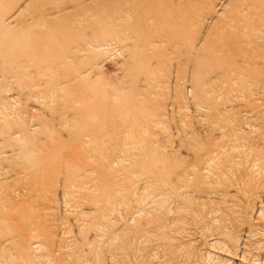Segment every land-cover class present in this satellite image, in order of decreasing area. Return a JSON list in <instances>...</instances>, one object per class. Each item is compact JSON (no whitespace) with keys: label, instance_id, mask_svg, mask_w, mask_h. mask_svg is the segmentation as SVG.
Instances as JSON below:
<instances>
[{"label":"rangeland","instance_id":"obj_1","mask_svg":"<svg viewBox=\"0 0 264 264\" xmlns=\"http://www.w3.org/2000/svg\"><path fill=\"white\" fill-rule=\"evenodd\" d=\"M55 1L62 2L65 0H54L48 3L43 10L46 11L48 8L57 6ZM221 1H225L226 5L228 4L225 9L227 18H233L232 15L237 13L238 9L242 7L246 9L253 4V0ZM104 5H101L92 14V17L87 19L84 25L82 23L79 28L78 40L75 42L68 41L66 46L62 44L60 45L61 47L54 45L65 49L66 52L77 51V62L69 64L66 68L68 72L65 69L59 70L56 73L59 78L56 77L53 80L48 75L46 77L43 76V72H39V69H45L48 65L46 62L38 61L40 57L46 55V50L50 48L48 44L51 40L48 39H44L45 42L42 45L35 44L30 47L33 52L30 54L27 63H24L26 66L24 75L5 79L4 72L0 70V218L4 220L0 228V257L2 256L1 254H4V257L13 256L14 259L16 258V264L152 263L153 256L150 254L152 253L151 243L145 250L146 252L142 248L143 245H141L142 233L147 226H143V216L140 213L139 205L144 194L143 185L151 180L149 175L142 173L141 167L146 161H150L146 156L163 154L171 159L172 163L176 160L181 163V165L177 164V166L181 167L174 168V174H176L175 171H180L186 166H193V162L197 166V176L190 180L188 188L184 191L190 195L192 202H188V200L183 198L185 201L180 199L173 207L175 209L179 206L186 214H189L187 215L190 217L187 218L188 225L186 228L191 229L190 226H193V229L195 227L196 231L193 229L195 232H192L200 238L198 239L195 235L196 238L193 239L195 236L191 235L192 233L189 230L187 231L188 234L185 233L181 238H176V240L170 239L173 234L168 233L167 239L170 242V247L167 248V251L163 250L160 252V263L167 258L166 261L168 259L171 260L169 264H175V261L177 264L179 257L190 251L195 255L205 253L204 255L208 254L207 256L209 257L213 256V258H218V260L222 259L221 262L224 261L225 264L228 260L230 261L227 264H251L252 261V264H264V214L261 217L257 215L259 214L258 212L260 214L264 213V152L261 153L264 151V117H261L264 116V109H261L264 108L262 107V104H264V92L260 89L264 87V75L263 73L257 74L256 69L252 68V64L247 66V63H252V54L254 55L255 53L247 41L248 38L246 39L243 36L246 32H236L234 37L238 36L235 37L237 46H233V49L237 53V60L244 61L243 63L239 62V64L243 65L244 68H249L250 72L254 74L255 84L258 82V87H255V89H257L259 96L254 97L252 95L251 100L238 102V97L236 98L233 95L235 94L234 86L230 92L231 94L228 93V87L226 86L220 92L218 89L214 96L216 98L215 101L218 100V103L220 101L219 104L226 102V107L220 108L225 112L222 124L223 118H221L222 120L219 119V122L215 120V111L205 110L208 112H202V115L207 117L195 114L194 111L190 112L188 107L192 106L193 99L191 100V98H193V92H191L192 88L189 87H192L194 82H192V69L189 63H186L184 57L186 48L183 47L182 50L176 49L166 43L169 36L160 34V27L153 20V17L157 16V12L151 11L149 14L152 21H148L150 30L146 32V38L151 40L153 37L162 35V41L165 44L162 46L161 52L154 56L141 53V56L145 57L141 60L138 53L133 52L136 55V59L133 56L130 57V53L125 49L126 43L119 36V29L122 27L125 16L126 2L124 0H115L112 5L114 7L107 5V9L103 7ZM36 12L38 11L32 9L24 12L19 23L22 25L27 22L40 21L41 19ZM174 18L172 20H176ZM143 20L142 18L138 19V14H136L134 23L138 26H143L145 24ZM97 23L101 25L98 30L99 34H106V39L98 40L96 38L95 27ZM135 36L137 37V35ZM227 37L225 35L223 39L227 40ZM35 40L33 39V41ZM55 42H60V40H55ZM91 44H110L112 47L106 50L107 54L102 52L91 57L85 51L86 46ZM36 49L41 53L39 58ZM229 49V47H225L224 51H229ZM63 52L65 51L63 50ZM262 55L264 56V52H262ZM256 61L259 62L258 59ZM262 61L264 62V59ZM73 74L76 75H74L75 77L79 75L80 78H86L88 81L86 87L88 89L84 91L85 96H87V93H91L93 96L98 97L100 102H105L106 98L108 100L110 98L108 103L99 105L94 112L110 113L112 115L116 113V121L119 125H123V127L116 125L122 127L120 129L115 127L109 129L110 133L98 139L94 144L97 147H103L107 144L109 147H116L118 151L120 149L122 153H125V164L129 171L118 172L114 175L116 180L114 188H105L98 181L102 176H106L104 174L107 173L105 166L96 164L98 171L103 173L101 176L92 175L91 173H87L88 177L86 174L82 176L77 171V168H81L84 164L86 158L78 156L79 149L76 136L78 132L81 134L90 127L89 125L87 127V124L74 122L75 118L77 119L78 117L75 107L79 108L84 102L80 100L81 102H77V105H74L72 97L69 100L68 98L59 99L50 95L52 81L63 84V86L68 85L66 82L71 81V76L73 79L75 78ZM65 75L66 77H64ZM47 78L52 80L48 81L49 84L45 83ZM183 81L184 84L182 83ZM39 83L41 84L40 88H33V85ZM69 84L73 85L72 82ZM245 93L249 95L247 91ZM235 99L237 100L235 101ZM254 99L256 101L252 102ZM257 99H260L261 102H258ZM240 104L243 107L239 106ZM53 108H55V111L52 110ZM256 109H260L263 113L259 111L260 113L257 114L258 111ZM241 114L243 115L242 118ZM3 116L5 117L3 118ZM236 116L237 118H235ZM252 117H256L255 120ZM202 118L206 121L202 120ZM199 119L200 121L198 122ZM256 119L259 123H257ZM195 120L196 122H194ZM214 120L216 123L213 122ZM64 122L66 124H63ZM247 123L249 125H246ZM46 124L50 125L53 131L52 135L46 133L44 127ZM228 126H230L229 129H227ZM240 126L246 128L247 126L248 128L249 126H254L256 127L255 133L261 135H255L254 133L255 136L245 140V135L249 132V129L240 130ZM222 129H224V133ZM213 131L214 133H212ZM26 132H28V137L33 139V141L26 140ZM117 135H121L120 138H123V141H119V139L117 141ZM212 144L215 146H210ZM220 145L221 147L224 146V149H221ZM204 148L213 150L210 155L211 159H207V156L203 154ZM249 151H251L250 157H259L258 160H260L259 163L261 164L259 172H248L251 169V164L247 162L245 153ZM28 154L31 155L30 158L24 156ZM201 157L202 159H200ZM206 160H211L209 166H206ZM222 172L225 175L221 174ZM71 178L75 180L69 183ZM126 180L131 181L125 182ZM238 184L239 186H237ZM252 184L254 185L252 186ZM251 189L255 190L252 192ZM237 190L238 192H236ZM256 191H259V193ZM261 191L263 192L261 193ZM206 192L218 193L217 195L220 196L217 197L215 195L212 198L211 194L208 195ZM252 193L257 196H251L250 194ZM243 194L244 196H242ZM125 196H127L125 202H119L123 201ZM243 197L246 199H243ZM246 200L247 202H245ZM185 203L188 204L186 205ZM243 204L245 207H242ZM201 205L206 207V209L204 208L205 211L201 208ZM191 206L192 208H190ZM247 206H249V209ZM191 210L195 213L191 212ZM202 210L204 211L203 214L201 213ZM196 211L198 214H196ZM215 212H218L217 215ZM244 212L246 213V218H242L245 215ZM208 213L211 215H208ZM172 214L174 216L177 215L176 212ZM183 214L186 215L184 212ZM183 214H180V216H183ZM193 214L197 215H195V219ZM256 216L259 218L256 219ZM247 217L249 218L247 219ZM260 218H263V221ZM148 219L152 220V216L148 217ZM190 220H192V225ZM201 222L203 223L201 224ZM202 225L203 227H200ZM204 225L207 227V231L204 229ZM208 230L211 232L210 238L214 236L216 238L209 240ZM198 231H200L199 235ZM138 232L141 235L137 234ZM203 235L207 236L204 238ZM190 236L192 237V242ZM180 239L182 242L184 241L183 244L186 242L184 246L191 242L190 246L189 244L186 246V248H189L186 249L184 247L186 251L184 248L175 251L176 246L182 243L178 241ZM172 240L176 243L171 242ZM220 241L222 242L220 243ZM211 242L214 245H211ZM220 244L223 248L225 246L224 250L225 252L227 250V253L224 252L223 248L219 247ZM259 245L260 247L258 248ZM27 247L29 248L27 249ZM209 247L215 248V253L213 249L212 251L211 249L209 250ZM217 247L223 250L225 254ZM148 248L151 250L149 249L150 251L147 252ZM231 248H234V250ZM196 249V252H200L196 253ZM170 251H175L174 254L176 252L178 254L175 257H171ZM25 252L26 254H24ZM212 252L213 254H210ZM232 252H236V254H232ZM143 253L148 259L151 258V260L149 259L150 262L147 259L143 260ZM217 254L220 256L218 255L219 257H217ZM221 255L223 256L221 257ZM235 255L237 256L235 257ZM242 257L244 258L242 259ZM244 259H246L245 263H243ZM0 261L1 264H10L7 261L5 263L3 259H0ZM179 261H181V258Z\"/></svg>","mask_w":264,"mask_h":264},{"label":"bare ground","instance_id":"obj_2","mask_svg":"<svg viewBox=\"0 0 264 264\" xmlns=\"http://www.w3.org/2000/svg\"><path fill=\"white\" fill-rule=\"evenodd\" d=\"M52 1H54V0H24V1L23 0H0V70L4 72L3 75H4L5 79L6 78L10 79V77H14V76L17 77L20 75H24L25 70H26V66L24 65V63L25 62L27 63V61L29 60L30 54L33 52L30 50V47H32L35 44L42 45L45 42L44 39L51 40V42L48 44V45H50V48L48 50H46V55H44V57H40L41 60L39 59L38 61L46 62L48 65L46 66L45 69H39V72H43L44 73L43 76L46 77L48 75V77L53 78V80L56 77L59 78V76L56 75V73L59 70H63V69L66 70V68L69 66L70 63H75V61L77 62V60H76L77 51H71V52L67 51L66 52L65 49L60 48L61 47L60 45L62 44V45L66 46L68 41L75 42L76 40H78L79 39V31H80L79 28H80V26H82V23L84 25L85 22L87 21V19L92 17V14H94L99 9V7L101 5L106 4L103 7H105L107 9V7H108L107 5L112 6L115 2V0H65L62 2L55 1V3H57V6L48 8L46 11H44L43 8L48 3L52 2ZM124 1L126 2L125 16L123 18L122 27L119 29V32H120L119 36L122 37L123 42L126 43L125 49L128 51V53H130V57L133 56V58H135L136 55L134 53H138L139 58L141 60H143L145 57L141 56V53H147L150 56L151 55L154 56L155 54L161 52L162 46L165 44V42L162 41V39H163L162 35H164V34L169 36L168 37L169 42L166 41V43H168L169 46H174L176 49H181V50L183 49V47L186 48L185 53H184V57H185L186 63H189V66L192 69V82H194L193 83L194 85L192 87H189V88H192V90H193V91L191 90V92H193V98H191V100L193 99V103H192V106L188 107L190 109V112L194 111L195 114L202 115L203 114L202 112H204L205 110L215 111V114H214L216 116L215 120H218V122H219V119L223 118V121H222V124H223L225 112H223V110L220 108L226 107V102L219 104L220 101H219V103L217 102L218 100L215 101L216 98H214V96L216 95V92L218 89L220 92L226 86V87H228V93L231 94L230 92L234 86L235 94H233V93L232 94L235 95L236 98L238 97L237 98L238 102H242L245 100L247 101L248 99L251 100L252 95L254 97L259 96L257 89H255V87H258V82L255 84L254 74L252 72H250L249 68H246V67L244 68L243 65L239 64V62L243 63L244 61H242V60L238 61L237 60L238 59L237 53H235L233 46H237L235 37H238V36L234 37L236 32L237 31H239L240 33L246 32V34H244L243 36L246 37V39L248 38L247 41L252 46L251 47L252 51L255 53L254 55L252 54V63H247V66H248V64H252V68L256 69L257 74L263 73V75H264V68H263L264 62L262 61V59H264V56L262 55V52H264V0H253L252 6L247 7L246 9L243 7L240 9L237 8L238 12L235 13L234 15H232L233 18H227V13L225 12V9H226L228 4L226 5V3H224L225 1L223 2L221 0H124ZM231 3H233V2H231ZM205 6H206V8H205ZM15 7L17 9L14 10L13 8H15ZM112 7H114V6H112ZM31 9L38 11L36 13H38L41 20L39 19L40 21H37V22H35V21L27 22V23H24L21 25V23H19V21L21 20L22 14L28 10H31ZM207 10H209V12L206 13ZM151 11L157 12V16L153 17V20L156 22L157 26L160 27L159 33L162 35L157 36V37H153L150 40V39L146 38V32H148L150 30V28H149L150 25H149L148 21L151 20V17L149 16ZM136 14H138V19H140V18L144 19L143 22H145V24L143 26H141V25L138 26L134 23V19H135ZM174 17H176V18H174ZM172 18H174L176 20H172ZM19 25H21V26H19ZM100 26L101 25H99L97 23V25L95 27V36L98 40H103V39H106V34H99L98 30H99ZM237 28H239V29L237 30ZM186 34H188V36H186ZM135 35H137V37ZM225 35L228 36L227 40L223 39V38H225ZM32 38L34 40L35 39L38 40L39 42L36 40L33 41ZM156 38H158V39L154 40ZM58 39L60 40V42H55V40H58ZM55 44H56V46H60V47L54 46ZM111 47H112V45H110V44H91V45L86 46L85 51L91 57H93L94 54L98 55L102 52H104V54H107L106 50H109ZM225 47H229L230 48L229 51H224ZM37 49H36V52H38V58H39V55L41 53H39V51H37ZM63 50L65 52H63ZM256 59H258L259 62H257ZM70 69H71V67H70ZM70 69H68V70H70ZM47 71H48V74H47ZM66 71H65V73H66ZM74 75L75 74H73V76ZM45 77H43V78H45ZM64 77H66V75ZM50 78L45 79L46 84H49L48 81H52V80H50ZM72 79L73 78L71 76L70 82L73 83L72 86L69 84L70 82H66V84H68V85L63 86V84L52 81V84L50 85V95L52 97H57L59 99L68 98L69 100H71L70 97H72L74 100V105H77V102H81L80 100H83V102H84V104H82L79 108L75 107V110L78 112V114H77L78 117H77V119L75 118L74 122H78L79 124H85V125L87 124V127H88V125L90 127L87 128L84 126L85 128H87V130H85L81 134L78 132V134L76 136V141L78 142L77 146L79 149L78 156L81 158H83V157L86 158L84 164L81 166V168L80 167L77 168V171H79V173L82 174V176L85 174L87 176V173H91L92 175L96 174L98 176L99 175L101 176V175H103V173L101 171L100 172L98 171L96 164L101 165V166H105L107 169L106 170L107 173H104V174L106 176H102V178L98 179V181H100L105 186V188H114L116 185V180L114 178V175H116V173H118V172L129 171V169L127 168V166L125 164V157H126L125 153H122L120 149L118 151V149L116 147H109L107 144L103 147H97L94 144L98 139H100L104 136H107L110 133L109 129H112L113 127L120 129L123 127V125H119V123L116 121L117 120V118H116L117 114L116 113H115L116 115L115 114L112 115L110 113L94 112V110H96V108L99 105H101L103 103H108L110 98H109V100H108V98H106L104 100L105 102H100L98 97L93 96L91 93H87V96H85L84 91L86 89H88V88H86L88 85V83H87L88 81L86 80V78L85 79L80 78L78 75V77H75L73 80ZM39 82H41V81H39ZM182 83L184 84V81ZM263 83H264V79H263ZM74 84H75V86H74ZM190 85H191V83H190ZM40 86H41L40 83L35 84V85H33V88H38V87L40 88ZM179 87L181 88V86H179ZM238 87H239V90H238ZM246 87H248V88H246ZM260 89L264 92V87H262ZM260 89H259V91H260ZM237 91H239V92H237ZM246 91L248 92L249 95H246V93H245ZM36 92H38V91H36ZM39 93H41V92H39ZM221 93H219V94H221ZM32 95H34V94H32ZM35 97H36V95H35ZM263 98H264V96H263ZM237 99H235V101ZM230 101H231V99H230ZM255 101H256V99H254L252 102H255ZM257 101L261 102L260 99H257ZM262 105H263L262 107H264V104H262ZM239 106H242V105L240 104ZM261 109H264V108H261ZM52 110L55 111V108H53ZM256 110L258 111L257 114H259L260 113L259 111H261L260 109L259 110L256 109ZM113 111L117 112L116 110H113ZM187 111H189V110H187ZM208 111H205V112H208ZM254 111H255V109H254ZM236 112H237V110H236ZM261 112L263 113V111H261ZM250 113H253V112H250ZM104 114H106V115H104ZM233 114H235V113H233ZM261 114H260V116H261ZM192 116H193V114H192ZM192 116H191V118H192ZM205 116L202 115V117H205ZM231 116H233V115H231ZM237 116H238V112H237ZM237 116L235 118H237ZM242 116L243 115L241 114V118H242ZM4 117L5 116H3V118ZM261 117H264V116H261ZM37 118H39V117H37ZM252 118H254V117H252ZM255 118H254V120H255ZM69 119H70V117H69ZM196 119H198V117H196ZM259 119H262V118H259ZM202 120L206 121L203 118H202ZM215 120L213 122H215ZM238 120H239V118H238ZM199 121H200V119L198 120V122ZM248 121H251V120H248ZM44 122H46V121L44 120ZM194 122H196V120ZM41 123H43V122H41ZM249 123H251V122H249ZM257 123H259L258 120H257ZM260 123H262V122H260ZM63 124H66V122H64ZM116 125H119L122 127H118ZM235 125H236V123H235ZM246 125H249V124L247 123ZM220 126H221V124H220ZM44 127H45L46 133L52 135L53 131H52L50 125L46 124ZM229 127L230 126H228L227 129H229ZM240 127H241L240 130L249 129V132L245 135V138H244L245 140H248L249 137H253L257 134V133H255L256 127H254V126H249V128H248V126H247V128L243 127V126H240ZM200 128H199V130H200ZM202 128H203V126H202ZM222 128H223V126H222ZM222 131L224 133V129H222ZM212 133H214V131ZM254 133H255V135H254ZM225 134H226V132H225ZM257 135H261V134H257ZM113 136H114V134H113ZM120 137H121V135H117V137H116L117 141H118V139H119V141L120 140L123 141V138H120ZM25 138L27 141H33V139H30L28 137V132H26ZM220 139H221V137H220ZM258 139H259V137H258ZM212 140H214V139H212ZM227 140H228V138H227ZM203 141H205V140H203ZM215 144H216V142H215ZM217 144H220V143H217ZM248 144H250V143H248ZM210 146L213 147L215 145L212 144ZM220 148L224 149V146L221 147V145H220ZM207 149L204 148L203 154L207 156V159H211L210 155H211V153H213V150L211 148H207ZM250 152L251 151H249L248 153H245L247 155L246 156L247 162L251 164V169L248 172L249 173L255 172V171L259 172V169L261 166V164L259 163L260 160H258L259 157H257V156L256 157H250ZM263 152L264 151H262L261 153H263ZM259 154H260V152H259ZM24 156L26 158L31 157V155H29V154L24 155ZM146 158H148L150 161H146V163H144L142 165V167H141L142 173L149 175L151 180L145 182V184L143 185L144 194L141 198L142 201L139 205L140 206V213L143 216V221H142L143 226H145V225L147 226L145 229L142 228L144 230L142 233V244L141 245H143L142 248H144V251H145L147 249V247H149L148 245H150V243H151L152 250L150 248H148V250H147V252L150 250L152 251V253H150V254L153 256L152 257L153 261L150 264H169V263H171L170 259H168V261H166L167 258L165 257L166 260L164 259L165 261L163 260V262L161 260L162 263H160V259H159L160 252H162L163 250L167 251V248L170 247V242H168V239H167L168 235L173 234L170 239L176 240V238H178V239L181 238V236L183 234H185V233L188 234L187 231L189 230L192 233V234L190 233L191 235L197 236V234L194 235V232L196 231L195 227L193 228L195 231L192 229L193 226L189 225L192 230L190 228L189 229L186 228L188 225L187 224L188 223L187 218L190 217L187 215H189V214H186V212L184 210H182V208L179 206L175 209L173 207L174 205L177 204V202L180 199H183V198L185 200H188V202H192L191 197H189L190 195L184 191H186L185 189L188 188V184H189L190 180L194 179L197 176V169H196L197 166L194 165V162H193L192 163L193 166H186L183 169H181L180 171H175L176 174H174V172H173L174 168L175 167H178V168L181 167V166H177V164L181 165V163L178 160H176L175 162L172 163L171 159L165 157V155H163V154L149 155V156H146ZM200 159H202V157ZM205 162H206V166H209L211 163V160H206ZM226 173H228V172L226 171ZM262 173H263V170H262ZM221 174L225 175L224 172H222ZM226 175H228V174H226ZM256 175H258V174H256ZM104 177H106V178H104ZM256 177H255V180H256ZM258 178H261V177H258ZM69 180H70L69 183H71V182H74L75 179L71 178ZM130 181L131 180H126L125 182H130ZM253 181H254V179H253ZM247 182H246V184L249 185L250 181H249V183H247ZM238 183H240V182H238ZM256 183H257V181H256ZM256 183H255V185H257ZM253 185L254 184H252V186ZM237 186H239V184ZM257 188H258V186H257ZM237 189H238V187H237ZM111 190H113V189H111ZM245 190H247V189H245ZM251 190L253 192L255 189L254 190L251 189ZM257 190H259V189H257ZM260 190H262V189H260ZM210 191H213V190H210ZM182 192H184V193H182ZM236 192H238V190ZM256 192L259 193V191H256ZM262 192L263 191H261V193ZM206 194H208V195L211 194V197L213 198V196L217 195L218 193L206 192ZM250 195L252 196V195H256V194L252 193ZM218 196H220V195H217V197ZM242 196H244V194ZM246 196H248V195H246ZM188 198H190V199H188ZM244 198L245 197H243V199ZM123 199H124L123 201L121 200L119 202H122V203L125 202V200L127 199V196L123 197ZM247 200L245 202H247ZM237 201H238V199H237ZM258 202H260V201H258ZM248 204H249V202H248ZM180 206H182V205L180 204ZM205 206H206V204H205ZM194 207H195V205H194ZM242 207H245V205L243 204ZM250 207L252 208V206H250ZM190 208H192V206ZM201 208H203L204 211L206 209V207H203V206ZM247 208L249 209V206H247ZM253 208H255V207H253ZM193 210H191V212ZM209 210H210V208H209ZM239 210H241V209H239ZM202 211H201V213L203 214L204 211L203 212ZM173 212H176L177 215L174 216L172 214ZM183 212L186 215H184ZM249 212H250V210H249ZM193 213H195V212L193 211ZM209 213H208V215H211ZM217 213H216V215H217ZM241 213H242V211H241ZM258 213L260 214V212H258ZM180 214L181 215L183 214V216H180ZM196 214H198L197 211H196ZM259 214H257V215L259 217H261V215H263L264 213H262L260 215ZM195 215L193 217L194 219H195ZM241 215H243V214H241ZM151 216H152V220H149L148 217H151ZM169 216H172V217H169ZM239 217H241V216H239ZM243 217L246 218V213L244 216H242V218ZM254 217H255V215H254ZM259 217H257L256 219H258ZM210 218H211V216H210ZM248 218L249 217H247V219ZM250 218H251V216H250ZM194 219H192V220H194ZM196 219H197V217H196ZM208 219H209V216H208ZM262 219H261V221H263ZM192 220H190V224H191ZM219 220H221V219H219ZM196 221H195V223H196ZM203 221H205V220H203ZM3 223H4V220L3 219L1 220V218H0V228L2 227ZM202 223L203 222H201V224ZM258 223H260V222L258 221ZM201 224H199V225H201ZM199 225H198V228H199ZM206 225H207V223H206ZM216 225L218 226V224H216ZM139 227H141V226H139ZM200 227H203V225ZM206 228L207 227L205 226L204 229H206ZM219 228H221V227H219ZM257 229H259V228H257ZM226 230H227V228H226ZM259 230H261V229H259ZM192 231H194V232H192ZM206 231H207V229H206ZM199 232L200 231H198V235L200 234ZM208 232H209V234H208ZM208 232H207V235H209V238L208 237L207 238L209 240L212 238H216L215 236L214 237L211 236L212 238H210L211 232L209 230H208ZM137 234L141 235V233H139V232ZM215 234H217V233H215ZM261 235H263V234H261ZM187 236H185V237H187ZM196 236L193 237V239H195ZM206 236L203 235L204 238ZM217 236H218V234H217ZM247 236H248V234H247ZM191 238L192 237L190 236V240L192 242L193 240ZM197 238H198V236H197ZM201 238H202V235H201ZM219 239H220V236H219ZM223 239H224V237H223ZM173 240L171 242H175ZM184 240L188 241L187 239H184ZM202 240H203V238H202ZM221 240H222V238H221ZM178 241L182 242L181 239ZM222 241H220V243ZM139 242L141 243V241H139ZM183 242L181 244H183ZM191 242H190V244H191ZM197 242H196V244H197ZM140 243H139V245H140ZM211 243H212L211 245H214L213 242H211ZM172 244L175 245L174 243H172ZM181 244L179 246H176V250L175 249H173V250L178 251V249L180 250L181 248H184V247L186 248V246L189 243H187L186 246H184V244H186V242L183 245H181ZM190 244H189V246H190ZM177 245H178V243H177ZM199 245H202V244H199ZM256 245H258V244H256ZM195 246H197V245H195ZM139 247H141V246H139ZM206 247H207V245H206ZM219 247L221 249L223 248L221 244ZM219 247H217V249H219ZM259 247H260V245L258 246V248ZM28 248L29 247H27V249ZM187 248H189V247H187ZM224 248H225V246H224ZM224 248H223V250H224ZM186 249H185V251H186ZM197 249L195 250V252L197 251ZM201 249H203V248H201ZM204 249H205V247H204ZM210 249L212 251L213 247L212 248L209 247V250ZM214 249H213V252H214ZM221 249H219V250H221ZM231 249L234 250V248H231ZM205 250H203V251H205ZM223 250H221L222 253H223ZM30 251H32V250H30ZM175 251L174 252L170 251L171 257H175V255L178 254L177 252H176V254H174ZM9 252H11V251H9ZM198 252H200V251H198ZM198 252H196V253H198ZM213 252L210 254H213ZM219 252H217V253H219ZM224 252H225V250H224ZM230 252H231V250H230ZM257 252H255V253H257ZM202 253H204V252H202ZM225 253H227V250ZM225 253H223V254H225ZM24 254H26V252ZM27 254H28V252H27ZM164 254H165V252H164ZM172 254H174V255H172ZM182 254H184V253L182 252ZM204 254L195 255L189 251V252L185 253V255H183L184 257L182 256L183 258L179 257V259L181 258V261H179V259H178L179 262L177 261V264H223L224 263V261L221 262L222 259L218 260V258H213V256L209 257V256H207L208 254L207 255H204ZM219 254H221V253H219ZM219 254H217V257L220 256ZM232 254H236V252H234V253L232 252ZM1 255L2 256L0 257V259H3L5 261V263L8 262L10 264H16V261H15L16 258L14 259L13 256L4 257V254H1ZM163 256H165V255H163ZM222 256L223 255H221V257ZM230 256H231V253H230ZM236 256L237 255H235V257ZM140 257H142V256H140ZM232 257H234V256L232 255ZM232 257H231V259H232ZM244 257H242V259ZM254 257H255V255H254ZM125 258H127V257H125ZM142 258H143V260L147 259L149 262L151 260V258H149L150 259L149 260L148 257L146 255H144V253H143ZM225 258H229V257H225ZM246 259H244L243 263H245ZM252 259H254V258H252ZM172 260H173V258H172ZM224 260L226 261V259H224ZM255 260H256V258H255ZM228 261H230V260H228ZM247 261H248V259H247ZM19 262H21V261H19ZM227 262H226V264H227ZM252 262H251V264H252ZM23 263H24V261H23ZM28 263H29V261H28ZM174 263L176 264V261ZM254 263H255V261H254ZM261 264H263V263H261Z\"/></svg>","mask_w":264,"mask_h":264}]
</instances>
